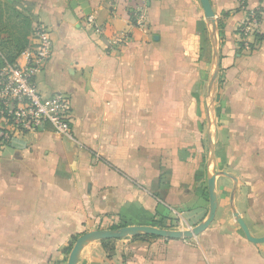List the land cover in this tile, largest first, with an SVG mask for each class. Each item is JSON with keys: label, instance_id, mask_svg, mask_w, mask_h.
Here are the masks:
<instances>
[{"label": "crops", "instance_id": "obj_1", "mask_svg": "<svg viewBox=\"0 0 264 264\" xmlns=\"http://www.w3.org/2000/svg\"><path fill=\"white\" fill-rule=\"evenodd\" d=\"M0 1L32 26L23 45L0 47L2 59L25 65L34 26L48 27L53 55L36 84L71 99L73 131L46 126L0 153V264H68L94 230L196 227L210 210L212 147L218 209L208 229L95 241L78 264H264V40L240 50L237 33L264 0H210L215 25L201 0H152L146 28L132 15L143 0Z\"/></svg>", "mask_w": 264, "mask_h": 264}, {"label": "built area", "instance_id": "obj_2", "mask_svg": "<svg viewBox=\"0 0 264 264\" xmlns=\"http://www.w3.org/2000/svg\"><path fill=\"white\" fill-rule=\"evenodd\" d=\"M148 1L152 0H143L142 7L132 12L135 25L139 28L147 27ZM87 24L97 34H104L94 15L87 18ZM258 25L257 18L248 17L240 27L245 37L243 38L245 47L248 46V37L257 33ZM33 37V44L22 52L26 58L25 65L16 62L0 69V153L16 136L36 132L46 126L58 135L72 136L71 99L63 93H55L46 98L36 84L37 74L45 70L53 55L54 46L48 27L36 24ZM127 40L126 34L116 39L118 44H124Z\"/></svg>", "mask_w": 264, "mask_h": 264}, {"label": "water", "instance_id": "obj_3", "mask_svg": "<svg viewBox=\"0 0 264 264\" xmlns=\"http://www.w3.org/2000/svg\"><path fill=\"white\" fill-rule=\"evenodd\" d=\"M205 18L210 25H215V16L211 7L210 0H201ZM220 57L217 56V67L216 73L211 81V89L210 92L212 94V90L214 88L215 80L217 77V73L219 70ZM215 160V152L214 148H211V157L210 163L207 168L208 173V193L210 200V210L207 217L196 227L190 228L188 230H170L164 228H157L153 226L147 225H137V226H124L118 229H110V230H94L88 233L83 234L81 237L77 239L75 242L70 256L68 264H78L80 260L81 253L83 250L92 242L95 241H103V240H112V239H123L128 237H157L163 238L167 240H175V239H193L198 237L201 233H203L206 229L209 228L211 223L214 221L217 209H218V199L216 194V179L219 173H216L214 167ZM235 217L240 222L243 231L246 237L253 241L258 242L259 240L253 239L250 236L249 230L244 222L239 218V215L236 213Z\"/></svg>", "mask_w": 264, "mask_h": 264}, {"label": "rangeland", "instance_id": "obj_4", "mask_svg": "<svg viewBox=\"0 0 264 264\" xmlns=\"http://www.w3.org/2000/svg\"><path fill=\"white\" fill-rule=\"evenodd\" d=\"M31 27V21L28 17L20 12L12 10L0 1V47H2L8 39L23 45L28 41L27 37L32 31ZM2 61L3 59L0 57V64ZM209 158L210 150L207 152V162Z\"/></svg>", "mask_w": 264, "mask_h": 264}, {"label": "trees", "instance_id": "obj_5", "mask_svg": "<svg viewBox=\"0 0 264 264\" xmlns=\"http://www.w3.org/2000/svg\"><path fill=\"white\" fill-rule=\"evenodd\" d=\"M241 3H242L241 9H245L246 8V2L243 1ZM263 13H264V10L263 9H258V10H255V11H247L248 17L249 18H253V17L257 18L259 23L262 20V14ZM260 14H261V16H260ZM237 33L241 35V41L239 43V48H240V50H243V47H244L243 38H245V37H243L244 36L243 35V32L240 29L237 31ZM263 40H264V36L261 35V34H259V33H256V34L253 35L252 41L248 37L247 42L249 43L250 48L251 49H254V46L256 44H260L261 42H263ZM25 49L26 48H24L22 51H24ZM14 63H16L15 60H12V59H3L2 63L0 64V69L3 68L4 66H6L7 64L13 65ZM122 227L123 226H121V227H114L113 229H118V228H122ZM137 238H150V237L145 236V237H137ZM152 238H154V237H152ZM108 242H109V240L103 241V243H105V244L108 243Z\"/></svg>", "mask_w": 264, "mask_h": 264}]
</instances>
